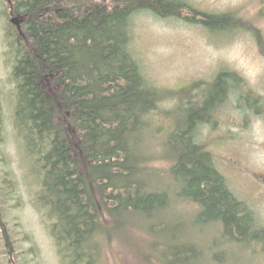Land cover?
<instances>
[{
  "label": "trees",
  "instance_id": "1",
  "mask_svg": "<svg viewBox=\"0 0 264 264\" xmlns=\"http://www.w3.org/2000/svg\"><path fill=\"white\" fill-rule=\"evenodd\" d=\"M159 2L164 1L13 0L11 9L24 28L10 36L17 128L41 177L38 205L46 211L64 264H101L103 247L126 238L131 227L151 237L164 232L165 221L155 218L166 211L178 214L175 202L193 204L197 224L187 233L177 225L165 264L222 262L204 257L203 238L201 243L194 234L205 230H221L224 238L242 244L264 242L253 212L197 140L199 125L227 97L225 80L238 76L221 72L197 107L187 101L185 110L165 112L178 125L158 127L160 150H151L162 94L131 49L132 18L140 11L178 15L186 7L203 14L177 0ZM203 15L199 21L212 30L238 23L232 14ZM159 157L169 161L164 171L149 168ZM6 225L0 210L4 247L9 246ZM151 245L153 252L165 247L161 241ZM7 259L4 264L12 261Z\"/></svg>",
  "mask_w": 264,
  "mask_h": 264
},
{
  "label": "rangeland",
  "instance_id": "2",
  "mask_svg": "<svg viewBox=\"0 0 264 264\" xmlns=\"http://www.w3.org/2000/svg\"><path fill=\"white\" fill-rule=\"evenodd\" d=\"M163 1L159 4L169 3ZM177 1L203 14H232L238 23L212 30L199 21L203 14L187 7L167 17L150 11L133 16L131 49L147 80L162 94L160 122L156 121V136L152 132L155 138L149 145L151 150H160L157 128L172 130L178 125L174 119L164 117L165 112L185 110L187 101H195L197 107L203 95L211 94L221 72L238 76V81L231 76L225 80L227 97L213 109L207 122L199 125L197 140L211 152L229 188L253 212L254 227L264 232V0ZM12 4L13 0H0V210L9 243L4 247L0 241V264L7 263L8 257L10 264H64L50 233L46 211L38 205L41 177L17 128L10 36L22 33L24 28ZM187 16L194 18L189 20ZM13 18L17 22H12ZM149 164V168L154 166L159 171L169 167V161L160 157ZM167 179H163L162 188H167ZM175 207L180 210L178 214L166 211L155 218L165 221L164 232L151 237L131 227L126 238H116L103 247L101 264H157V257L165 264L163 255L177 225L187 233L197 224L193 204L175 202ZM207 233L194 234L201 243L203 238L204 257L222 258L218 264H264L261 240H251L248 245L224 238L221 230ZM152 241H161L165 247L153 252ZM4 249L10 251L9 255Z\"/></svg>",
  "mask_w": 264,
  "mask_h": 264
},
{
  "label": "water",
  "instance_id": "3",
  "mask_svg": "<svg viewBox=\"0 0 264 264\" xmlns=\"http://www.w3.org/2000/svg\"><path fill=\"white\" fill-rule=\"evenodd\" d=\"M11 21L12 22H17V18H13Z\"/></svg>",
  "mask_w": 264,
  "mask_h": 264
},
{
  "label": "bare ground",
  "instance_id": "4",
  "mask_svg": "<svg viewBox=\"0 0 264 264\" xmlns=\"http://www.w3.org/2000/svg\"><path fill=\"white\" fill-rule=\"evenodd\" d=\"M18 33V32H17ZM10 36V35H9ZM12 40V39H11ZM11 57H12V55H11ZM1 122V121H0Z\"/></svg>",
  "mask_w": 264,
  "mask_h": 264
},
{
  "label": "flooded vegetation",
  "instance_id": "5",
  "mask_svg": "<svg viewBox=\"0 0 264 264\" xmlns=\"http://www.w3.org/2000/svg\"><path fill=\"white\" fill-rule=\"evenodd\" d=\"M21 33V32H20Z\"/></svg>",
  "mask_w": 264,
  "mask_h": 264
}]
</instances>
